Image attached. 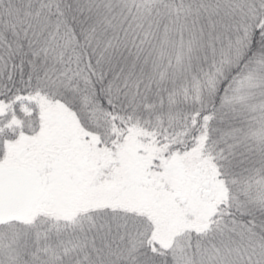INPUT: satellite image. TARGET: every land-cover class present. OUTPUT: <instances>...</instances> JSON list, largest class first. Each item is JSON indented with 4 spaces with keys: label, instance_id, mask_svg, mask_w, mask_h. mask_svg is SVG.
I'll return each instance as SVG.
<instances>
[{
    "label": "snow or ice",
    "instance_id": "snow-or-ice-1",
    "mask_svg": "<svg viewBox=\"0 0 264 264\" xmlns=\"http://www.w3.org/2000/svg\"><path fill=\"white\" fill-rule=\"evenodd\" d=\"M0 264H264V0H0Z\"/></svg>",
    "mask_w": 264,
    "mask_h": 264
}]
</instances>
